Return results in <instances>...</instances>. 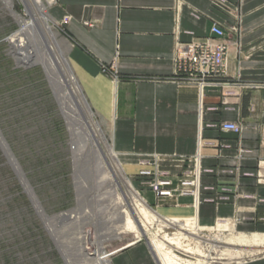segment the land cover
I'll list each match as a JSON object with an SVG mask.
<instances>
[{
  "label": "crops",
  "instance_id": "crops-1",
  "mask_svg": "<svg viewBox=\"0 0 264 264\" xmlns=\"http://www.w3.org/2000/svg\"><path fill=\"white\" fill-rule=\"evenodd\" d=\"M49 14L65 20L70 67L89 107L109 125L123 169L135 176L139 156L174 155L160 168L175 176L198 153L197 222L234 219L241 231L264 234V88L238 86L264 84V0H53ZM213 24L224 31L229 86L199 91L174 77L175 47L210 39ZM224 122L238 124L240 133L222 131ZM221 194L225 199L214 202ZM143 196L169 214L166 202L147 190ZM158 262L146 242L112 258ZM238 264H264V257Z\"/></svg>",
  "mask_w": 264,
  "mask_h": 264
},
{
  "label": "rangeland",
  "instance_id": "rangeland-1",
  "mask_svg": "<svg viewBox=\"0 0 264 264\" xmlns=\"http://www.w3.org/2000/svg\"><path fill=\"white\" fill-rule=\"evenodd\" d=\"M40 1L55 41L68 60L70 43L62 32L64 20L56 22L49 14L53 0ZM36 14L30 0H0V264H100L95 259L98 254L120 252L140 238L156 257L149 240L153 239V245L157 246L163 235L178 237L187 230L196 235L185 234L180 240L181 246L164 245V249L161 244L156 250L163 248V252L168 251L190 264L202 261V264H238L264 257V234L241 231L235 227L234 219H216L211 226L202 225L199 219L197 222L194 214L200 204L201 168L200 176L192 178L191 191L197 192L178 196L163 206L164 213H169L165 216L177 219L182 227L161 228L153 223L147 234L139 237L114 230L121 224L114 215L117 196L127 197L128 211L132 201L123 183L114 175L109 159L104 156L107 165L104 168L94 152L93 141L86 139L84 134L90 129L89 122L86 116L80 117L76 97L65 95L66 87L57 83L59 72L45 69L43 57L53 59L56 55L47 51L48 43L43 40L40 25L35 23ZM20 23L31 24L17 36L25 43L22 51L12 42L20 33ZM26 52L33 53V57ZM71 70L74 74L72 67ZM75 82L79 85L76 76ZM68 115L72 120L67 119ZM92 120L112 146L109 125L94 112ZM101 151L104 153L102 147ZM162 157V163L178 158ZM182 163L185 165L187 160ZM185 168L173 176L159 166L176 180L185 179L188 172L194 171L193 162ZM121 169L134 190L140 193L139 170L133 176L122 165ZM224 199L221 194L214 202ZM176 211L178 215L170 214ZM218 223L225 226L224 231L216 228ZM85 232L88 240L83 238ZM254 235L261 238L257 243L251 242ZM238 239L243 245L230 243ZM116 254L109 256L110 264ZM172 261L167 255L165 264Z\"/></svg>",
  "mask_w": 264,
  "mask_h": 264
},
{
  "label": "bare ground",
  "instance_id": "bare-ground-1",
  "mask_svg": "<svg viewBox=\"0 0 264 264\" xmlns=\"http://www.w3.org/2000/svg\"><path fill=\"white\" fill-rule=\"evenodd\" d=\"M31 4L37 11V19H35V23L40 25V33L43 36V40H45L48 43L47 51L48 53L51 54V52L55 53L56 58L50 59L43 57L42 63L44 64L45 69L49 72L50 69H54L57 72H59L60 77L57 79L58 84H63V86L66 87V93L65 95H68L69 97H76L77 102H78V107L80 109V117L81 116H86L89 122V128L88 132H85V137L87 140L91 139L93 141L96 149L94 152L98 154L99 160L102 162V166L105 168V161H104V156H106L107 159L110 161V165L112 167V171L114 172V175H116L126 188L128 196H130L131 199V208L128 211L126 208V201L125 197H118L117 203L116 204V211L114 213L116 220L118 221L119 224L118 226L115 227L114 230H117V233H123L124 231L131 232V234H134L135 237L143 236L146 235L147 232L150 230L151 225L153 223H157V225L161 228H166V227H182L181 224L177 219L169 218L161 213H154L152 210H150L145 202L138 196V194L132 189L130 181H128L125 176L123 175L122 169H121V164L119 159L117 158V154L112 150V146L108 143V141L104 138L99 125L96 124L92 120L93 113L79 87V85L75 82V77L74 74L71 70L69 61L64 58L62 55L61 49L59 45L55 41V37L53 32L51 31L50 28V21L49 19L44 16V8L42 6V3L40 0H30ZM33 22H31L32 24ZM30 23H20V33L18 35H15L13 37L12 42L15 44V48L17 50L22 51V47L25 45L24 41L17 37L23 34V32L26 31L28 26L31 25ZM13 44V45H14ZM26 54H31L33 57V53L26 52ZM70 112V111H68ZM67 115V113H66ZM79 117V118H80ZM67 119L72 120V118L67 116ZM84 126L88 128L86 122H84ZM84 127V128H85ZM81 138V137H80ZM82 139V138H81ZM78 141V140H77ZM81 146V145H80ZM101 147L104 150V153L101 151ZM107 166V165H106ZM110 177L111 174L108 173ZM113 178V177H112ZM110 180V178H109ZM114 180V179H112ZM117 181V180H116ZM120 196V195H119ZM187 222H190V220H187ZM102 224V223H101ZM229 226V225H228ZM189 227V226H187ZM216 228L218 230L224 231L225 226L222 223H218L216 225ZM182 230V228H179ZM190 229V228H188ZM113 230V231H114ZM119 230V231H118ZM186 231V230H183ZM191 230H187L186 233H179L178 237H170L163 235L159 241H157V246L153 245V239L149 240V243L151 247L153 248V251L156 254V257L158 258V261L160 264H165L166 263V257L167 255L172 257L173 261L172 264H190V263H185L181 259H179L176 256H172L170 252L168 251H162L156 250L161 247V244L167 245V246H172V245H177L181 246L180 240H182L185 236V234L195 236L196 233L189 232ZM115 234V233H114ZM83 238L88 240V233L85 232L83 235ZM260 237L257 235L253 236V240L251 242H258L260 241ZM165 243V244H164ZM231 244H237V245H243L241 242L238 240H230ZM96 246V245H95ZM164 249L166 247L164 246ZM97 250V249H96ZM97 252V251H95ZM186 252V251H185ZM196 252V251H195ZM99 253V252H97ZM96 253V255H97ZM196 254V253H195ZM200 255V253H199ZM198 255V256H199ZM201 256V255H200ZM95 259L99 261L100 264H110V259L108 255H105V253L98 254L97 257L95 256ZM203 262V261H202ZM201 262V264H202ZM195 264H198L195 263Z\"/></svg>",
  "mask_w": 264,
  "mask_h": 264
},
{
  "label": "built area",
  "instance_id": "built-area-1",
  "mask_svg": "<svg viewBox=\"0 0 264 264\" xmlns=\"http://www.w3.org/2000/svg\"><path fill=\"white\" fill-rule=\"evenodd\" d=\"M210 36V39L202 42L178 44L175 47L174 77L181 83L196 84L199 91L205 87L229 86L225 82L227 77V45L223 42L224 31L217 24H213L210 28ZM101 71L104 74L109 73L108 69L104 67ZM114 79L117 80L116 75ZM238 86L246 89L264 88V84L257 83H239ZM218 127L224 132L240 133L239 125L235 123H219ZM138 160L140 170L137 176L140 179L139 189L141 192H136L132 184L131 186L154 213L157 212L147 204L143 196L141 197L144 190L149 191L157 203L159 201L172 202L178 196L184 194L194 195L197 192L196 189L194 191H191V189L193 187L192 178L197 179L200 176V167L197 168V165H199L198 156L191 159L194 166L192 170L194 171L188 172L185 179L181 180L173 179L168 173L165 174L159 169L164 160L160 155L153 154L151 157H141ZM142 240L144 239H137L124 248L126 249ZM117 252L109 254L108 257Z\"/></svg>",
  "mask_w": 264,
  "mask_h": 264
}]
</instances>
